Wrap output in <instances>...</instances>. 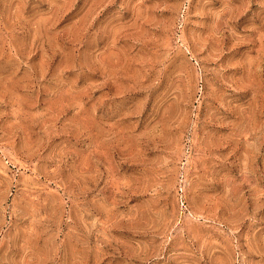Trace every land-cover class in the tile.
<instances>
[{
	"label": "rangeland",
	"instance_id": "obj_1",
	"mask_svg": "<svg viewBox=\"0 0 264 264\" xmlns=\"http://www.w3.org/2000/svg\"><path fill=\"white\" fill-rule=\"evenodd\" d=\"M0 264H264V0H0Z\"/></svg>",
	"mask_w": 264,
	"mask_h": 264
}]
</instances>
